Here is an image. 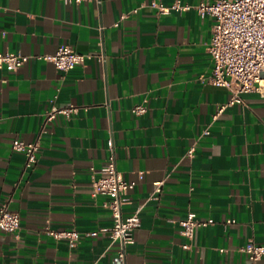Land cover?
<instances>
[{
	"label": "crops",
	"instance_id": "0c3cea01",
	"mask_svg": "<svg viewBox=\"0 0 264 264\" xmlns=\"http://www.w3.org/2000/svg\"><path fill=\"white\" fill-rule=\"evenodd\" d=\"M152 1L176 0H0V51L31 55L0 68V204L21 217L16 232H0V264H122L105 196H92L111 139L117 168L136 182L124 214L144 203L128 264H249L240 247L264 244V95L221 109L230 92L208 81L214 18ZM63 44L92 57L69 71L35 57ZM17 137L40 142L34 166L12 147ZM188 211L215 222L187 238ZM65 229L79 232L76 245L49 232Z\"/></svg>",
	"mask_w": 264,
	"mask_h": 264
},
{
	"label": "built area",
	"instance_id": "2783aa9c",
	"mask_svg": "<svg viewBox=\"0 0 264 264\" xmlns=\"http://www.w3.org/2000/svg\"><path fill=\"white\" fill-rule=\"evenodd\" d=\"M68 4H78L83 0H59ZM152 5L160 12L171 10L186 11L196 7L203 15L214 18L213 34L208 45V50L213 61L212 73L208 81L216 86L225 87L230 92L229 100L221 107L237 102H244V94L260 93L264 95V0H203L193 6L176 0L171 5L152 1ZM133 9L131 12H136ZM128 16L121 15V19ZM120 21L115 24L119 25ZM31 55L9 50L0 51V68L7 67L13 70L19 69L29 60ZM38 59L52 62L56 68L69 71L79 64L84 63L92 55L77 52L68 44L58 47L54 53L35 55ZM75 106L54 109L47 115V121L51 120L56 112H62L69 116L75 111ZM133 112L144 113L147 110L145 102L136 104ZM113 141L109 140L112 152L109 154L101 168H93L92 196H105L102 206L108 209L113 216V226L109 229L112 243H117V261L128 264L126 261V244L132 238L133 233L142 224L141 211L144 203L139 204L134 211L125 215L123 205L128 202L127 192L136 185L134 181H127L117 168L116 156L113 151ZM12 147L22 150L26 155V167H32L38 161L40 142L27 141L14 138ZM195 146L187 150V156L193 157ZM160 183L156 191H160ZM181 233L191 238L199 226L213 224V218L203 220L197 217L194 211H188L181 219ZM236 222L235 218H228L227 223ZM21 225V217L18 212L12 210L9 201L0 204V232H16ZM56 238H67L70 246L76 245L79 232L75 229L50 230ZM96 232H92L95 234ZM185 247L188 244H184ZM240 250L246 253L249 264H256L264 258V244H259L249 239Z\"/></svg>",
	"mask_w": 264,
	"mask_h": 264
}]
</instances>
